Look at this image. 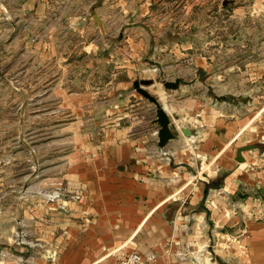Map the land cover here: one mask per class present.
Instances as JSON below:
<instances>
[{"label": "crops", "instance_id": "0c3cea01", "mask_svg": "<svg viewBox=\"0 0 264 264\" xmlns=\"http://www.w3.org/2000/svg\"><path fill=\"white\" fill-rule=\"evenodd\" d=\"M152 1L148 4H162V0ZM29 3L23 14L31 15V20L24 24L36 31L46 30V44L49 49L54 47V13L41 0ZM89 7L79 8L74 16L69 12L68 18L74 17V21L68 24L84 25ZM235 10L252 22L254 33L246 45L255 48L256 83L255 90L245 95L263 98L255 97L262 102L258 111L241 120L232 119L230 90L224 93L223 101L229 107L223 111L201 108V73L204 82L212 77L201 58L191 79L192 96L183 99L178 108L182 118L191 117L195 123L172 119L176 137L163 147L158 144L156 111L127 86H120L121 80L107 90L110 99L106 105L98 102L103 84L71 91L78 95L75 106L80 115L101 110L109 116L98 129L75 137L60 173L47 170L46 182L37 188L38 193L45 191L42 195L26 203L17 197L11 214L1 202L0 253L4 251L5 256L0 255V264H117L133 251L143 256L155 254L152 264H264V214L259 209L250 218L235 210L231 215L230 209L243 205L240 201L246 198L255 200L257 208L262 203L255 196L258 191L264 199V131L255 125L264 112V90L258 87L264 83V64L258 61L264 46V0ZM153 11L147 6L142 14ZM97 13L95 25L103 33L109 9L102 6ZM40 44L38 40L36 45ZM47 61L49 65L50 53ZM127 73L133 74V68ZM160 100L168 114L176 110L167 94L162 93ZM244 118H248L246 122ZM248 127L259 143H253L254 150L243 151L245 161L238 162L237 151L242 146L232 153V145ZM7 153L1 149L0 160ZM204 164L207 170H203ZM6 169L0 166V174ZM61 183L65 190L60 198L45 194ZM70 192L81 193V199L72 198ZM21 231L24 241L17 236ZM181 252L185 260H181Z\"/></svg>", "mask_w": 264, "mask_h": 264}, {"label": "rangeland", "instance_id": "374dc122", "mask_svg": "<svg viewBox=\"0 0 264 264\" xmlns=\"http://www.w3.org/2000/svg\"><path fill=\"white\" fill-rule=\"evenodd\" d=\"M29 1L0 0V150L8 152L0 160V166L7 168L0 174V182H4L0 185V204L9 214L15 211L17 197L26 203L45 192L41 189L38 193L39 183L46 182L47 170H63L79 133L98 129L107 120L109 115L101 110L80 115L75 106L78 95L71 94L73 90L103 84L98 102L106 105L110 99L107 90L121 80L120 86L144 98L155 111L156 105L139 87L159 102L162 93L167 94L176 107L169 114L166 111L171 120L191 124L194 119L182 118L178 108L183 99L192 96L191 79L201 58L212 76L204 82L201 73V108L223 111L228 106L223 101L228 90L232 92V119L254 114L262 105L255 101V97L263 100L259 95H245L255 90L256 83L252 62L255 48L246 45L254 31L251 20L235 10L252 5L254 0H162L161 5L148 4L152 0H103L95 8L97 0H41L54 13L55 44L50 49L46 30L36 31L31 24H24L31 20V15L23 14L31 5ZM86 5L91 6L84 25H69L74 21V17L68 18L69 12L74 16ZM102 6L109 9L103 33L96 27L98 18L93 14L94 10L98 17ZM147 6L154 11L142 14ZM37 39L40 45H36ZM53 52L55 61L51 62ZM258 61L264 64V46ZM129 68L133 74L127 73ZM149 68L156 71L146 72ZM258 87L264 90V83ZM95 121L100 122L94 125ZM255 125L264 131V112ZM249 129L232 145V153L238 146L259 143ZM203 167L207 170L205 164ZM255 196L262 202L257 208L255 200L246 198L240 201L243 205L230 207L231 215L235 210L253 218L259 209L264 214L263 194L258 191Z\"/></svg>", "mask_w": 264, "mask_h": 264}, {"label": "water", "instance_id": "95a60500", "mask_svg": "<svg viewBox=\"0 0 264 264\" xmlns=\"http://www.w3.org/2000/svg\"><path fill=\"white\" fill-rule=\"evenodd\" d=\"M103 0H97V2L94 4L95 7H99L102 4ZM93 14L96 18L97 14L93 10ZM136 85L139 86V83L136 82ZM147 99H149L151 102H153L156 105V118L154 119V123L158 124L159 129L157 131V137H158V144L163 147L165 146L171 139H174L176 137L175 132L171 129V118L167 114L165 108L161 103L159 102V99L153 95H151L148 91L142 89L139 87L138 89ZM185 133L189 134L187 132V128L183 127L182 129ZM256 148V144H249L246 146H242L237 151V157L236 160L238 162H244L245 157L243 156V151L245 150H252ZM264 193V189H263Z\"/></svg>", "mask_w": 264, "mask_h": 264}, {"label": "built area", "instance_id": "2783aa9c", "mask_svg": "<svg viewBox=\"0 0 264 264\" xmlns=\"http://www.w3.org/2000/svg\"><path fill=\"white\" fill-rule=\"evenodd\" d=\"M167 153V152H165ZM64 185H62V183L60 184L59 187H57L54 190H50L49 192H46L45 194H47V196L49 198H60L62 196V192L64 189ZM65 190V189H64ZM71 197L74 199H81L82 194L78 193V192H70ZM17 236H19L21 238V241H24V232H17ZM0 255L5 256V252L2 251L0 253ZM179 256L181 258V260H185L186 259V255L184 253H179ZM212 258V255H211ZM156 260V255L155 254H150L148 256H143L142 254H140L137 251H133L130 252L128 254H124V256L119 260V262L117 264H152L154 261Z\"/></svg>", "mask_w": 264, "mask_h": 264}]
</instances>
